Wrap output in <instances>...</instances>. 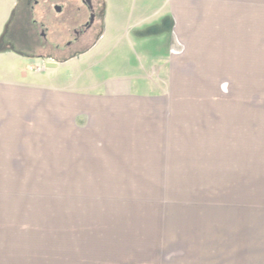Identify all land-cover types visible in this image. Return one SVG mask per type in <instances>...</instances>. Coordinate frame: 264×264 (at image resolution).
I'll list each match as a JSON object with an SVG mask.
<instances>
[{"label": "rangeland", "instance_id": "1", "mask_svg": "<svg viewBox=\"0 0 264 264\" xmlns=\"http://www.w3.org/2000/svg\"><path fill=\"white\" fill-rule=\"evenodd\" d=\"M93 1L75 39L65 13L14 0L0 46L87 51L105 28V0ZM190 2L189 52L169 48L163 20L179 65L68 69L77 89L55 96L66 107L0 69V264H264V0ZM121 71L136 110L123 118L122 98L109 117L98 91Z\"/></svg>", "mask_w": 264, "mask_h": 264}, {"label": "crops", "instance_id": "2", "mask_svg": "<svg viewBox=\"0 0 264 264\" xmlns=\"http://www.w3.org/2000/svg\"><path fill=\"white\" fill-rule=\"evenodd\" d=\"M13 3L14 0H0V36L10 18ZM191 6L190 0H105L103 34L87 51L65 59L53 57L32 59L3 47L0 49V69H4L5 72L2 73L1 79L16 85L27 84L34 90L42 88L44 94L42 100L46 102L41 104L44 107L51 104L61 108L66 107L67 104L65 101H56L55 96L77 89L68 77V69H143L141 64H137L134 60L135 57L154 59L171 57L175 58L179 65V54L163 53V42L167 40L164 38L163 20L165 17H168L169 22L172 20L170 23L172 27L169 22L168 27L172 28L171 33L174 39L172 37L169 41L167 40L170 42L169 48L176 42L177 46L184 47L182 53H185L189 42L187 35L190 33L192 22ZM149 42H159L160 46H149ZM136 44H140L138 45L140 47L144 46L145 50L141 48L135 54ZM46 60L56 61L57 64L45 66L42 63ZM172 65L176 67V63L172 62ZM7 74H12V78L6 77ZM132 76L133 72L121 71L118 75L103 80L98 92L103 93L101 99L107 101L106 104L99 102L101 106L98 103L95 105L102 107V111L107 110L110 117L115 114L118 106L116 101L123 98L124 103L121 105L123 108H120V112L124 111L123 118L128 117L127 112L129 114L136 110L131 109L133 102H126L129 97L125 99L123 97L132 89L131 85L135 81ZM128 96H131L130 93ZM134 100L147 102L141 98ZM155 102L157 101L154 100V106H156ZM60 114L62 115L63 112ZM154 115L157 113L154 112Z\"/></svg>", "mask_w": 264, "mask_h": 264}, {"label": "flooded vegetation", "instance_id": "3", "mask_svg": "<svg viewBox=\"0 0 264 264\" xmlns=\"http://www.w3.org/2000/svg\"><path fill=\"white\" fill-rule=\"evenodd\" d=\"M42 1L44 12H55L56 14H66V20L71 25V31L75 39L78 38L82 32L88 30L94 19V1L93 0H37ZM86 12L87 16L83 18Z\"/></svg>", "mask_w": 264, "mask_h": 264}, {"label": "water", "instance_id": "4", "mask_svg": "<svg viewBox=\"0 0 264 264\" xmlns=\"http://www.w3.org/2000/svg\"><path fill=\"white\" fill-rule=\"evenodd\" d=\"M56 64H57L56 61H50V60L44 61L45 66H55Z\"/></svg>", "mask_w": 264, "mask_h": 264}, {"label": "trees", "instance_id": "5", "mask_svg": "<svg viewBox=\"0 0 264 264\" xmlns=\"http://www.w3.org/2000/svg\"><path fill=\"white\" fill-rule=\"evenodd\" d=\"M1 48H3V47L0 46V49H1Z\"/></svg>", "mask_w": 264, "mask_h": 264}]
</instances>
